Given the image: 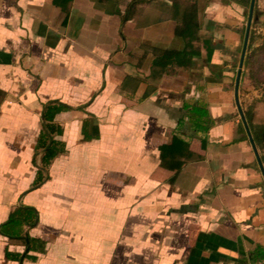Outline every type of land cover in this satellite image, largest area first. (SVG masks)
Returning <instances> with one entry per match:
<instances>
[{
    "label": "crops",
    "instance_id": "crops-1",
    "mask_svg": "<svg viewBox=\"0 0 264 264\" xmlns=\"http://www.w3.org/2000/svg\"><path fill=\"white\" fill-rule=\"evenodd\" d=\"M133 1L0 0V226L34 208L25 229L44 242L25 258L29 245L0 234V264H264V177L233 86L240 8ZM190 23L200 57L155 66L184 50ZM50 103L70 109L36 186ZM174 138L179 171L162 160Z\"/></svg>",
    "mask_w": 264,
    "mask_h": 264
},
{
    "label": "trees",
    "instance_id": "trees-1",
    "mask_svg": "<svg viewBox=\"0 0 264 264\" xmlns=\"http://www.w3.org/2000/svg\"><path fill=\"white\" fill-rule=\"evenodd\" d=\"M252 0H223L224 3L229 4L234 2L242 7H250ZM138 1L134 0L132 5L136 4ZM199 32V26L190 23L188 27H186L181 35L185 40V48L184 50L176 55L168 56L166 52H159L158 56L154 61V65L163 66L166 69L168 68H188L191 66L193 59L199 58L200 53L195 49L193 41L197 40V34ZM263 43L253 51V55L248 57L247 64L252 62V65L260 66V71L264 72V59L262 61H258V57L263 55L260 53H264V36L262 37ZM253 36L250 38V47L253 43ZM205 46L207 47L208 52V61H211V57L213 54V48L209 42H205ZM246 64V65H247ZM250 78L256 79V73L258 74V69H251ZM256 72V73H255ZM263 85L262 82L256 86V88H260ZM70 108L61 103H50L46 105L43 113L44 117V125L43 130L40 136V140L38 142V150L43 152L42 156V165L43 168L40 170V175L38 177L36 186L43 183L48 176H44L43 172H45V168L51 163V161L62 152L61 144L55 141L54 135L61 134L63 131L60 127L54 124L55 117L58 113L62 111L69 110ZM194 112L200 117L206 116L207 113L202 111L201 109L194 108ZM245 116L247 122L249 124L252 136L256 143V146L261 152V159L264 163V120L258 121L255 111V105L251 104L248 109L245 111ZM206 131L209 130V127L205 128ZM97 131V130H96ZM178 149H184L187 147L185 143L181 140L174 138L172 144L162 147V160L164 165L170 168L171 171L180 170L182 163L176 160V156L173 155L172 151ZM175 165V166H173ZM179 165V166H178ZM178 167V169L173 167ZM38 220V212L36 209L31 207H19L17 208L11 215L9 219L0 226V234L8 238L11 242L18 243L22 246L29 245V252L26 254L25 258H34L30 255L31 252L36 251L37 249H42L44 247V242L40 239L33 238L29 235V232L25 228H34L37 224ZM7 257L12 260L19 261L22 257V254H13L7 251Z\"/></svg>",
    "mask_w": 264,
    "mask_h": 264
},
{
    "label": "rangeland",
    "instance_id": "rangeland-1",
    "mask_svg": "<svg viewBox=\"0 0 264 264\" xmlns=\"http://www.w3.org/2000/svg\"><path fill=\"white\" fill-rule=\"evenodd\" d=\"M240 8L239 11V29L241 30V36L239 41V56L241 57V53L243 50L244 40H245V33L248 25V18H249V12L250 7H241L237 5ZM253 36V43L250 47V38ZM264 36V0H256L255 4V12L253 16V22L251 26V32H250V38H249V44L246 52L245 57V63L243 67L244 77L242 78L244 91L247 93H250L245 99L250 102L252 101V104L255 105V111L258 121L264 120V72L260 71V66L257 64L255 67L252 65V62H249L250 64H247L248 57L253 55L254 49L262 45ZM264 52V51H263ZM263 54V55H261ZM261 56L258 57V61H262L264 59V53H260ZM240 60L236 63V68L234 69V79L237 77V71L239 66ZM247 64V65H246ZM258 69V74L256 73V79L250 78L251 69ZM259 82H262L263 85L260 88H256V86L259 84ZM233 86L235 85V80L233 81ZM245 97V96H244Z\"/></svg>",
    "mask_w": 264,
    "mask_h": 264
},
{
    "label": "water",
    "instance_id": "water-1",
    "mask_svg": "<svg viewBox=\"0 0 264 264\" xmlns=\"http://www.w3.org/2000/svg\"><path fill=\"white\" fill-rule=\"evenodd\" d=\"M255 4H256V0H252L251 6H250L249 18H248V25H247V29H246V33H245V40H244V45H243V50H242V56H241V60H240V64H239V70L237 73V79H236V84H235V97H236V104H237L238 111L240 113V117H241L242 122L244 124V127L246 129V132L248 134L249 140L252 144V147H253L254 152L256 154L261 172H262L263 177H264V163L262 162L260 153L258 151V148H257L256 143L254 141V138L252 136V133H251L249 124L247 122L245 113H244L242 106H241L240 96H239L243 67H244V63H245V57H246V52H247V48H248V44H249L251 26H252L253 16H254V12H255ZM28 250H29V248L27 247L26 252H28ZM23 260H24V256L22 257L21 262Z\"/></svg>",
    "mask_w": 264,
    "mask_h": 264
}]
</instances>
